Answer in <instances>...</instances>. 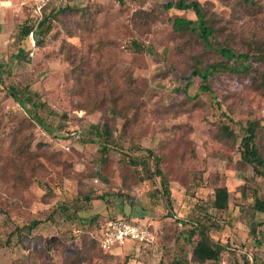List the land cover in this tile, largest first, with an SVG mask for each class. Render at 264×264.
I'll use <instances>...</instances> for the list:
<instances>
[{
    "label": "rangeland",
    "instance_id": "374dc122",
    "mask_svg": "<svg viewBox=\"0 0 264 264\" xmlns=\"http://www.w3.org/2000/svg\"><path fill=\"white\" fill-rule=\"evenodd\" d=\"M176 1L48 6L52 30L0 83V264H199L190 257L202 225L226 246L219 262L204 264H264V213L253 208L264 177L240 152L258 120L264 153V0H199L214 45L251 56L246 72V61L174 28L177 17L197 20L192 9L164 7ZM32 4L0 0V64L19 49ZM211 64L235 71L208 82L194 74ZM24 90L38 109L11 96ZM106 127L109 148L91 140ZM223 185L231 197L221 211L212 200ZM114 218L145 225L156 250L128 242L105 252L93 239Z\"/></svg>",
    "mask_w": 264,
    "mask_h": 264
},
{
    "label": "trees",
    "instance_id": "16d2710c",
    "mask_svg": "<svg viewBox=\"0 0 264 264\" xmlns=\"http://www.w3.org/2000/svg\"><path fill=\"white\" fill-rule=\"evenodd\" d=\"M116 1H118L120 4L125 3V0H116ZM164 7L166 9H172V8H177L181 10L192 9L197 15V20L177 17L174 20V28L178 31L192 29L193 31L199 34V36L202 38V40L205 42L207 46H209L210 48H214L215 50H217L219 53H221L224 57L228 58L229 60L239 59L242 61H246L248 63L247 65H240L243 71L246 72L251 69V60H250L251 56L250 55L246 53L237 54L230 47L214 45V43L211 41V37L214 34V29L211 26L209 19H207L206 14L203 11L202 5L199 0H193L191 2H187L186 0H178L176 2H168L164 5ZM66 8L70 10H74V8L69 7V5H66ZM46 9L44 11V18L39 24L38 28L36 29V38H37L38 43H41L43 41L42 36L48 35V33L52 30V21L51 19H49L48 15H45ZM29 22L26 25L20 26V30H19L20 45H19V49L17 50V52L15 54H12L11 58L6 64H0V83H2L4 80V73L11 74L16 66L15 64L16 61H19L23 57L27 49H29L30 46H32L29 40V37H28L29 31L32 28ZM260 55H261V58L264 59V50L261 51ZM220 69H229L231 71H235V69H231L225 65L218 66V65L211 64L208 67H206L204 71L195 69L194 74L202 77V79L205 82H208L210 79V76L214 72ZM200 88L204 90H210V86L206 83L201 84ZM11 96L23 108L27 107L26 106L27 103H30L32 105V108L34 109L39 108L38 107L39 101H36L34 93H27V91L25 90L19 91V92L11 91ZM30 110L31 109H29V112H31ZM259 127H260V121L258 120H253V121L248 122V125L245 127V133L241 140L240 152H241V160L249 164L253 168L255 175L258 177H264V153L258 142ZM224 129H225V132H230V129L228 126H225ZM91 140L98 142L103 148H109L111 145V142L109 141V128L106 127L105 130L101 132H97L96 134L92 135ZM146 150L148 153L153 155L151 150L149 149H146ZM156 173L158 175H161L162 174L161 169L158 168ZM168 182L169 181L167 177L163 176L162 184L165 187L164 194L166 195L170 193L169 185L167 184ZM230 197H231V193L226 185L218 186L215 189V197L212 200L213 208L216 210H221V211L227 209L230 205ZM253 208L258 212L264 213V198L256 197L253 203ZM115 219H120V218H114L111 220H115ZM108 221L100 225L98 229L99 232ZM40 223H41V220L36 219L29 225H26L25 228H27L29 231H32ZM17 230H20V228L17 227ZM192 232L196 233L199 236V239L196 241V244L193 247V251L190 257L191 260L199 264H204L208 261L219 262L222 258L223 252L226 250V246L224 245V243H222L221 241L215 240L212 237V234L210 233L209 227L205 225H202L200 228H196ZM93 241H95V243L97 242L99 246L102 248L99 242L98 234L97 236L94 237ZM140 245H148L152 249L155 248L154 245L149 244V243H142ZM104 251L111 255L114 254L106 250ZM235 264H239V263H235ZM244 264H253L250 257H248L245 260Z\"/></svg>",
    "mask_w": 264,
    "mask_h": 264
},
{
    "label": "built area",
    "instance_id": "2783aa9c",
    "mask_svg": "<svg viewBox=\"0 0 264 264\" xmlns=\"http://www.w3.org/2000/svg\"><path fill=\"white\" fill-rule=\"evenodd\" d=\"M54 1L68 2L69 0H33L29 22L32 28L28 35L33 48L37 46L36 29L44 18V11ZM73 135L79 138L81 131L74 132ZM98 238L102 248L114 254L115 250L122 249L128 242L149 243L155 246L154 237L145 225L124 218L108 221L100 230Z\"/></svg>",
    "mask_w": 264,
    "mask_h": 264
},
{
    "label": "crops",
    "instance_id": "0c3cea01",
    "mask_svg": "<svg viewBox=\"0 0 264 264\" xmlns=\"http://www.w3.org/2000/svg\"><path fill=\"white\" fill-rule=\"evenodd\" d=\"M259 233V232H258ZM252 260V259H251ZM257 264H259V263H257Z\"/></svg>",
    "mask_w": 264,
    "mask_h": 264
}]
</instances>
